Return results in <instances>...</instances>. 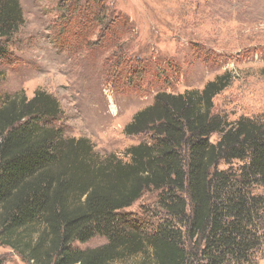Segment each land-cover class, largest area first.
Masks as SVG:
<instances>
[{"label":"trees","instance_id":"1","mask_svg":"<svg viewBox=\"0 0 264 264\" xmlns=\"http://www.w3.org/2000/svg\"><path fill=\"white\" fill-rule=\"evenodd\" d=\"M24 24L20 0H0V62ZM231 82L224 73L202 91L158 93L124 129L149 135L126 160L65 137L53 95L3 98L0 239L34 264H253L264 250V122L214 111ZM147 194L163 215L153 230L151 208L128 212ZM95 237L107 243L73 247Z\"/></svg>","mask_w":264,"mask_h":264},{"label":"rangeland","instance_id":"2","mask_svg":"<svg viewBox=\"0 0 264 264\" xmlns=\"http://www.w3.org/2000/svg\"><path fill=\"white\" fill-rule=\"evenodd\" d=\"M20 2L25 24L0 62V106L16 93L28 99L39 90L51 94L64 112L54 125L67 138L90 140L101 156L126 160L129 147L149 141V135L130 137L124 129L158 93L202 91L224 73L232 82L214 99V111L232 123L241 117L264 122V0ZM154 198L147 194L128 209L156 212L151 230L163 216L154 210ZM106 243L95 237L73 247ZM253 261L264 264V250ZM0 264L34 263L0 239Z\"/></svg>","mask_w":264,"mask_h":264}]
</instances>
